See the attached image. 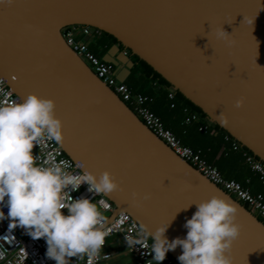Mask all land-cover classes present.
Listing matches in <instances>:
<instances>
[{
    "label": "water",
    "instance_id": "obj_1",
    "mask_svg": "<svg viewBox=\"0 0 264 264\" xmlns=\"http://www.w3.org/2000/svg\"><path fill=\"white\" fill-rule=\"evenodd\" d=\"M73 25L115 39L100 59L113 66L117 82L127 78L135 56L168 92L264 165V0H0V79L20 101L30 93L53 99L63 154L120 182L123 191L102 195L113 206L106 222L123 212L143 232L171 222L166 238H185L196 203L222 196L240 210L234 264H264V224L175 156L96 78L61 38L60 30ZM221 26L234 46L216 38ZM133 192L151 198L137 207ZM181 254V247L167 253L174 264Z\"/></svg>",
    "mask_w": 264,
    "mask_h": 264
},
{
    "label": "clouds",
    "instance_id": "obj_2",
    "mask_svg": "<svg viewBox=\"0 0 264 264\" xmlns=\"http://www.w3.org/2000/svg\"><path fill=\"white\" fill-rule=\"evenodd\" d=\"M13 0H7L11 4ZM253 23L254 21H249ZM216 38L235 45L230 34L221 26ZM0 100V221L9 220L8 233L21 228L32 239L43 238L47 244L46 256L56 264H70L72 258L88 257L92 264L105 245L111 229L106 228V217L97 204L87 198L74 199L73 191L87 184L88 191L96 196H109L123 191L113 174L104 171L97 177L87 171L83 161L73 165L70 160H57L53 152L46 157L34 153L37 146L43 151L50 143L64 142L63 122L56 115L53 99L30 93L22 101L12 100L4 93ZM244 99L236 101L242 107ZM223 125L228 117L220 114ZM80 171H72V169ZM135 206L151 198L132 193ZM191 206V205H190ZM189 206V207H190ZM7 208L5 215L3 208ZM197 210L184 227L185 238L168 240L165 233L170 225L161 226L151 235L153 260L162 264L167 253L182 248L180 264H234L230 255L234 242L240 237L242 225L237 222L239 208L222 196L214 195L196 203ZM67 210L65 215L63 210ZM7 239V235L5 236ZM129 246L141 244V240L126 238ZM147 247L146 239L143 242Z\"/></svg>",
    "mask_w": 264,
    "mask_h": 264
},
{
    "label": "built area",
    "instance_id": "obj_3",
    "mask_svg": "<svg viewBox=\"0 0 264 264\" xmlns=\"http://www.w3.org/2000/svg\"><path fill=\"white\" fill-rule=\"evenodd\" d=\"M100 31L89 26L73 25L67 26L60 30L61 38L64 40L70 50L91 70V72L99 79L111 92L137 117V119L179 159L190 165L202 177L207 179L211 184L219 188L236 202L242 205L248 212L258 218L264 224V194L251 193L247 187L248 180L242 185L233 180L224 179L215 167L208 164L202 159L197 152L192 151L189 147L183 146L179 141L166 130L159 119L155 117L146 107L149 99L140 95L133 94L130 89L123 83L117 82L115 79L114 68L111 64L102 62L101 59L94 56L87 48L86 42L93 35H98ZM87 38L84 42L83 39ZM9 93L12 100L20 101L5 86L0 79V100L4 99V93ZM167 98H171V92L167 94ZM194 117L190 116V120ZM186 122L188 119L185 120ZM203 128H198L200 131ZM226 139V138H225ZM232 150H236L235 141L230 144ZM34 153L43 157L49 152L56 155V159L70 160L67 158L61 148L55 143H50L47 149L39 150L37 146ZM71 161V160H70ZM72 162V161H71ZM245 162L253 174H255L257 182L264 187V167L263 165L251 158L245 156ZM73 165L75 164L72 162ZM72 171H80L73 168ZM74 199L87 198L97 204L98 208L103 212L106 220L113 210V206L103 196H96L88 191V185H81L79 191L71 192ZM5 215L8 209L3 208ZM67 215V210H63ZM9 220L0 221V264H56L54 260H50L46 256L47 244L41 238L34 240L27 235L21 228H16L12 233H8ZM106 228H110V234L105 238V245L100 254L94 257L92 264H99L110 258V253L106 251L107 239L113 236L119 238L124 245L126 252L133 259L134 264H157L153 260L154 253L151 252V244L147 243L144 247V232L139 226L125 213H117L110 221L106 222ZM7 235V239L5 236ZM126 238L132 240H141V244H133L129 246ZM70 264H88V257L72 258ZM162 264H174L170 256L166 255V259Z\"/></svg>",
    "mask_w": 264,
    "mask_h": 264
},
{
    "label": "trees",
    "instance_id": "obj_4",
    "mask_svg": "<svg viewBox=\"0 0 264 264\" xmlns=\"http://www.w3.org/2000/svg\"><path fill=\"white\" fill-rule=\"evenodd\" d=\"M112 45H117L115 39L102 32L89 37L86 44L88 50L99 59ZM129 59L132 67L123 83L133 94L149 99L146 107L159 119L162 126L181 145L197 152L202 159L215 167L224 179L242 185H245L244 181L247 179V187L251 193L264 194V187L249 170L245 156L258 160L237 142L236 150H232L230 144L233 140L222 129L208 122L201 111L179 93L171 92V98L168 99L169 85L135 56H130ZM190 116L194 119L190 120ZM203 127L205 129L198 131V128ZM145 239L152 245L153 242L148 237Z\"/></svg>",
    "mask_w": 264,
    "mask_h": 264
},
{
    "label": "crops",
    "instance_id": "obj_5",
    "mask_svg": "<svg viewBox=\"0 0 264 264\" xmlns=\"http://www.w3.org/2000/svg\"><path fill=\"white\" fill-rule=\"evenodd\" d=\"M111 246L112 248H110ZM106 251L110 253V258L99 264H134L133 259L126 252L124 245L116 236L107 239Z\"/></svg>",
    "mask_w": 264,
    "mask_h": 264
},
{
    "label": "rangeland",
    "instance_id": "obj_6",
    "mask_svg": "<svg viewBox=\"0 0 264 264\" xmlns=\"http://www.w3.org/2000/svg\"><path fill=\"white\" fill-rule=\"evenodd\" d=\"M86 44H87V42H86ZM83 62V61H82ZM84 64H85V62H83ZM86 66H87V64H85ZM233 199V198H232ZM234 200V199H233ZM106 215V214H105ZM110 248H112V246L110 247Z\"/></svg>",
    "mask_w": 264,
    "mask_h": 264
}]
</instances>
